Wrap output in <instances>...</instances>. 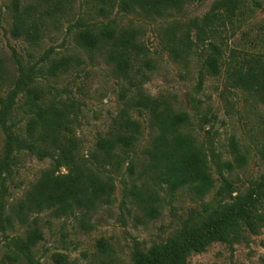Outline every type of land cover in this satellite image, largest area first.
Segmentation results:
<instances>
[{
  "label": "rangeland",
  "instance_id": "obj_1",
  "mask_svg": "<svg viewBox=\"0 0 264 264\" xmlns=\"http://www.w3.org/2000/svg\"><path fill=\"white\" fill-rule=\"evenodd\" d=\"M220 0H195L171 10L158 18H146L141 13L108 15L118 29H129L136 35L144 55L132 63L131 77L138 82L141 93L168 103L173 112L188 116L183 132L191 136L196 146L207 154L208 165L214 179L211 192L198 198L188 188L171 194L166 186L145 178L148 172L147 150L158 132L147 111L129 109V117L138 122L141 135L133 153L135 173L125 172L127 161L118 173L110 167L98 171L100 177H111L114 190L108 199L97 201L93 211L73 209L56 217L44 211L37 218L43 240L35 249V256L43 264H52L50 257L61 254L67 264H132L131 253L147 250L161 244L183 229L199 224L205 216L230 204L237 194H247L251 187L264 192L260 183L264 176V101L253 92L234 86L226 79L225 66L214 75L204 65L213 52L208 42L221 49V62H229L232 52L264 53V0H242V16H236L232 25L219 29L217 36L192 46L186 58L173 61L166 49L167 33L187 31L193 38L190 25L201 22L213 4ZM51 3L42 0H0V102L4 101L17 78L18 62L39 66V58L53 50L49 62L43 64L37 86L47 98L54 101L74 102L73 130L80 143V154L88 156L99 136L105 135L113 118L124 109V97L135 92L129 80L120 76L107 59L105 48L94 52L79 49L73 34L80 24L106 22L90 9L91 0H62L61 7L53 10ZM16 10L23 14L25 26L38 28L31 41L25 33L12 36ZM24 26V27H25ZM70 56L74 62L66 72L55 77L46 72L50 61ZM148 61V66L144 62ZM144 74L141 79L137 70ZM140 81V82H139ZM1 109V104H0ZM10 119L22 128L25 117L18 111ZM237 144L244 159L235 166L230 143ZM4 135L0 128V158L3 155ZM233 165L232 171L224 168ZM48 159L38 160L28 153H20L11 179L7 181L9 203L15 204L26 190L49 169ZM60 173H65L61 168ZM222 173V177L219 175ZM141 188L153 197L152 204L158 215L147 218L131 197L123 201L124 187ZM258 190V189H257ZM258 213L264 215V199ZM253 230L244 229L243 238L232 247L212 243L203 252L191 254L186 264H264V225L251 219ZM24 226L14 223L13 231L0 233V264L8 251L6 236H22Z\"/></svg>",
  "mask_w": 264,
  "mask_h": 264
},
{
  "label": "trees",
  "instance_id": "obj_2",
  "mask_svg": "<svg viewBox=\"0 0 264 264\" xmlns=\"http://www.w3.org/2000/svg\"><path fill=\"white\" fill-rule=\"evenodd\" d=\"M51 3L53 10L61 7L62 0H42ZM195 0H91L90 9L96 10V16L106 22L83 23L73 34L75 45L88 52L105 48L107 59L113 63L116 72L128 80L135 92L124 97V109L115 118L109 131L99 136L93 151L86 157L80 154V143L76 138L73 125L74 102L47 98V94L37 86L42 67L49 62L53 50H47L39 58V66L22 65L19 62L17 78L13 88L1 101L0 128L4 135L3 155L0 158V233L6 235L13 231L14 223L25 227L22 236H6L8 251L1 259V264H43L35 256L37 245L43 240L37 218L44 211H52L56 217L64 216L73 209L93 211L98 200L108 199L114 190L111 177L102 178L98 171L110 167L118 173L126 162L125 172L133 176L135 169L131 154L141 135L138 122L132 120L127 110L142 109L148 112L152 125L158 134L147 150L148 166L146 179L163 184L174 192L188 188L193 195L202 198L214 187L206 152L196 146L193 138L183 132L188 116L172 111L168 103L153 99L141 93L138 82L131 77L132 63L143 48L137 42L136 35L129 29H118L115 20L108 15L141 13L146 18H158L171 10H180L188 2ZM245 5L242 0H220L213 4L204 16L201 25L190 24V32L167 33L166 49L173 61L184 59L191 52L192 46L204 43V36L213 39L219 29L225 28L226 22L241 17ZM23 14L16 10L12 36L17 38L25 33L31 41L36 39L38 28L25 26ZM25 26V27H24ZM207 47L213 52L204 65L212 74L220 73L221 63L225 66L226 79L234 86L253 92L264 101V53H235L229 62H221L222 53L214 42ZM74 58L60 57L50 61L46 72L55 77L59 72H66ZM148 66V61L144 62ZM2 62L0 61V67ZM1 71V68H0ZM136 74L144 78L138 69ZM1 79V75H0ZM140 82V81H139ZM20 111L25 117L22 128H16L9 120ZM235 166L240 168L244 159L238 152L237 144L230 143ZM20 153H28L38 160L48 159L50 167L40 178L31 184L15 204L9 203L7 181L11 179ZM63 168L65 173H60ZM224 168L232 171L233 165L226 163ZM223 179V175L219 172ZM260 183L264 186V176ZM258 189V190H257ZM123 201L129 196L147 218L158 215L152 204L153 197L135 185L125 186ZM264 199V192L250 188L247 194H237L230 204L213 211L195 226L178 232L161 244H154L147 250H135L131 253L132 264H186L191 254L203 252L212 243H223L229 247L243 238L244 229L253 230L251 219L264 225V215L258 213ZM52 264H67L66 257L53 254ZM109 264V263H107Z\"/></svg>",
  "mask_w": 264,
  "mask_h": 264
}]
</instances>
